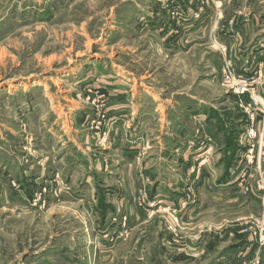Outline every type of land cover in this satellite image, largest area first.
I'll use <instances>...</instances> for the list:
<instances>
[{
	"label": "rangeland",
	"instance_id": "obj_1",
	"mask_svg": "<svg viewBox=\"0 0 264 264\" xmlns=\"http://www.w3.org/2000/svg\"><path fill=\"white\" fill-rule=\"evenodd\" d=\"M263 193L264 0H0V264H264Z\"/></svg>",
	"mask_w": 264,
	"mask_h": 264
},
{
	"label": "crops",
	"instance_id": "obj_2",
	"mask_svg": "<svg viewBox=\"0 0 264 264\" xmlns=\"http://www.w3.org/2000/svg\"><path fill=\"white\" fill-rule=\"evenodd\" d=\"M150 109V108H149ZM148 109V111H149V114H150V112H151V109L149 110ZM155 110H157V109H155ZM152 111H153V109H152ZM148 114V115H149ZM167 116H168V114H167ZM167 116H165V119H166V117ZM150 117V116H149ZM152 119H154V118H152ZM150 120H151V117H150ZM154 121V120H153ZM172 126V124H170V127ZM167 127V130H169V127L168 126H166ZM165 130H166V128H165ZM166 130V132L165 133H163L162 135H161V137L163 138L162 140H164V141H166L167 139H168V137H171L170 136V134H169V131H167ZM150 128H149V133H150ZM143 131L141 130V128H139V133H137V141H140V143L141 142H143L141 139L143 138ZM207 133L209 134V135H212V131H211V129L210 130H208L207 131ZM139 135V136H138ZM149 136H151L150 137V139L148 140V141H155L157 138H156V133L155 132H153V135L150 133L149 134ZM160 140V139H159ZM161 141V140H160ZM212 142H213V144H214V147H216V149H219L220 148V140L217 138V137H215V134L212 136ZM161 143V142H160ZM147 144L149 145V142H147ZM151 144V143H150ZM140 145H142V144H140ZM149 147H151L150 145H149ZM150 149V148H149ZM167 150H168V144L167 143H165V144H163V145H161L160 144V152H159V154L161 155V157L159 158V160H158V163H159V161H162V162H166V158H167ZM233 160L235 161V159H236V151H234L233 152ZM218 156H219V154H218ZM233 161V162H234ZM232 162V163H233ZM218 165V164H217ZM216 165V166H217ZM230 168H231V166H230ZM228 169L227 171H223L222 170V168L220 167V168H215V167H213V169H211V170H208V171H205V172H203L202 173V176H203V178H208V179H212L213 181H215L216 179H220V180H232V179H234L235 178V174L236 173H234L233 171H232V169ZM145 174H147V175H149V177L150 178H153V179H157V177L159 178L160 176H159V174H158V171H156V170H149L148 171V173H145ZM205 178V179H206ZM154 182V181H153ZM156 182H157V180H156ZM230 181H227V182H225V183H221V184H218L219 186H220V189L221 188H223V189H226V187L227 188H229V189H231V187H230ZM203 186H205V184H203ZM161 187V186H160ZM158 188L159 187H157L155 190L156 191H158ZM162 188V187H161ZM171 193V192H170ZM263 200H262V202H263V204H264V193H263ZM176 199V198H175ZM204 206V205H203Z\"/></svg>",
	"mask_w": 264,
	"mask_h": 264
}]
</instances>
